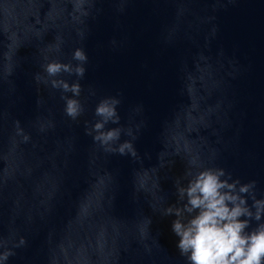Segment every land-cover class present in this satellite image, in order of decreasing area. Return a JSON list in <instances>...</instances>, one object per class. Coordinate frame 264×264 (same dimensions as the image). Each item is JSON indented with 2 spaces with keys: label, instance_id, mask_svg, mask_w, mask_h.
<instances>
[{
  "label": "water",
  "instance_id": "1",
  "mask_svg": "<svg viewBox=\"0 0 264 264\" xmlns=\"http://www.w3.org/2000/svg\"><path fill=\"white\" fill-rule=\"evenodd\" d=\"M106 97L135 157L86 133ZM204 168L264 198V0H0V264H187L163 209Z\"/></svg>",
  "mask_w": 264,
  "mask_h": 264
},
{
  "label": "clouds",
  "instance_id": "2",
  "mask_svg": "<svg viewBox=\"0 0 264 264\" xmlns=\"http://www.w3.org/2000/svg\"><path fill=\"white\" fill-rule=\"evenodd\" d=\"M72 59L78 62L75 66L53 60L42 67L48 77L68 73L82 78L85 73L83 65L87 62L85 52L76 48ZM36 79L40 81L41 77ZM46 83L72 94V97L61 96L68 117L75 120L83 113V106L75 98L81 92L78 82L69 84L63 79L53 78ZM118 104L119 100L114 97L101 99L94 109V115L99 119L91 129H86V133H95L93 141L99 142L105 151L121 155L127 151L135 157L137 153L130 141L112 147L113 142L120 138V127L105 129L109 122L119 123ZM125 131L127 135H132L131 129ZM186 175L190 177L187 185L176 186L178 201L182 203L164 208L163 215L176 217L172 222V231L179 238L176 247L187 264H264V222H261L264 218V198H256V182L241 184L239 180H232L222 168H204ZM248 199L252 201L251 206ZM252 221L257 222L255 227H250ZM9 255L6 252L0 259L6 260Z\"/></svg>",
  "mask_w": 264,
  "mask_h": 264
}]
</instances>
